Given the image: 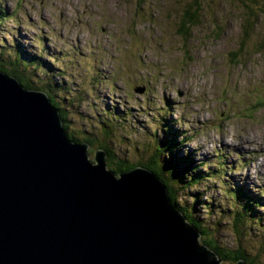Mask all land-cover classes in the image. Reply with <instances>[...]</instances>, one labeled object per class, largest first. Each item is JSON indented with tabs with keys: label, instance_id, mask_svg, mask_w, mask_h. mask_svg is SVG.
<instances>
[{
	"label": "rangeland",
	"instance_id": "obj_1",
	"mask_svg": "<svg viewBox=\"0 0 264 264\" xmlns=\"http://www.w3.org/2000/svg\"><path fill=\"white\" fill-rule=\"evenodd\" d=\"M185 1L0 0L7 13L0 42L19 39L29 52L60 59L54 66L64 76L51 71V79L68 90L55 95L69 112V129L111 131L118 157L140 161L150 155V139L154 151L155 141L174 132L177 157L190 156V171L195 165L205 175L179 199L196 201L194 215L221 246L238 244L264 264V210L257 207L261 224L236 233L232 216L242 200L229 192L236 184L264 203V5L253 6L258 18L249 38L262 50L239 51L244 0H205L212 10L186 42L177 31ZM32 74L40 86L41 71Z\"/></svg>",
	"mask_w": 264,
	"mask_h": 264
},
{
	"label": "water",
	"instance_id": "obj_2",
	"mask_svg": "<svg viewBox=\"0 0 264 264\" xmlns=\"http://www.w3.org/2000/svg\"><path fill=\"white\" fill-rule=\"evenodd\" d=\"M87 146L43 91L0 71V264L221 263L154 172L116 174Z\"/></svg>",
	"mask_w": 264,
	"mask_h": 264
},
{
	"label": "trees",
	"instance_id": "obj_3",
	"mask_svg": "<svg viewBox=\"0 0 264 264\" xmlns=\"http://www.w3.org/2000/svg\"><path fill=\"white\" fill-rule=\"evenodd\" d=\"M239 2H243V0H239ZM259 2L261 1L259 0ZM258 5L264 4H258L255 0H244L243 2L242 6L244 7L243 12L245 17L242 23L240 45L238 47L239 51L243 48H252L257 50H262L263 48L261 43H249V38L255 31L254 27L257 25L256 20L258 18V12L255 8H253V6ZM211 10L212 8L210 9L209 4L206 3L205 0H186L184 2L181 11V21L177 30L182 36L183 41H191V28L197 26L201 17L208 14ZM6 14L7 13L4 9H0V21L6 19ZM11 17H13V15L9 18ZM43 50L44 48H42V51ZM45 56L46 55L41 51L36 53L29 52L19 39L13 40L10 45H6L5 40L1 39L0 71L6 75L14 77L26 89H35L45 92L50 100V104L58 112L64 136L75 143L84 142L89 144L88 152H90L91 159L95 150L101 149L105 152L106 167L109 170H113L116 174L119 172H125L137 166L145 167L154 172L160 179H162L167 187L172 208L177 210L185 218L186 222L190 223L199 232L200 242L211 249L221 262L235 264L238 260H244L246 264H257L256 260L258 256L256 257V260L251 258L246 249L242 248L238 244L234 248L221 246L215 238L216 235L213 233V228L206 224V226L203 225L204 222L202 220H198V218L194 215L193 209H195V200H193L191 205H186L182 199H179V192L181 190L186 189V186L193 185V183H196L197 181H202L201 178H204L205 175L201 176L198 170H196V168L198 169V166L195 165L193 167V171H190L191 169L189 165H191L190 162H192L190 156H184L182 158L177 157L176 151L178 150L180 143L177 142V137L174 132L173 134L175 137H168L169 140H166L165 142L164 140H158V142L155 141L156 144L155 142L154 144L156 148L154 151L152 149L154 146L152 144V140L150 139V142L147 143V153H150V155L145 156L144 158L140 155V161L131 162L125 157H118L117 153L113 150L110 142L112 141L110 138V135H112L111 131L108 132L104 130L101 136H95V134H92L91 132L85 133V131H71L69 129V125H71L68 119L69 112L63 103L61 104L58 101V98L55 95L58 93L64 95L68 90L66 85L64 86L59 82H52L51 79V71L61 73V75L64 76L60 67L56 68L54 66V61L60 59H57L55 56H51L52 59L46 60ZM44 64L46 66H44ZM39 70L42 73L43 80L41 79V81L43 83L39 84L40 86H35L31 82V76H34L32 74L33 71ZM25 74L29 75V77ZM72 101L73 100H70L71 103ZM179 141L181 142L182 140ZM165 151H168L171 155H167L165 162H163L161 160V154H165ZM180 166H182L181 169ZM229 192L232 197L240 198L242 200L232 216L234 231L239 234L238 230L241 229L243 232V226L246 223H251L256 226L261 224L262 216L257 211V207L261 206L264 210V204H262L260 197H255L252 194L247 193L241 186L236 184L230 186Z\"/></svg>",
	"mask_w": 264,
	"mask_h": 264
},
{
	"label": "bare ground",
	"instance_id": "obj_4",
	"mask_svg": "<svg viewBox=\"0 0 264 264\" xmlns=\"http://www.w3.org/2000/svg\"><path fill=\"white\" fill-rule=\"evenodd\" d=\"M71 141V140H70ZM73 142V141H72ZM81 143V142H80ZM83 143V142H82ZM88 146H89V144H88ZM88 146H87V153H88V155H89V158H90V154H89V152H88ZM103 151V150H102ZM94 155V153L92 154V156ZM104 155H105V152H104ZM105 159H106V156H105ZM135 168V167H134ZM131 169H133V168H131ZM131 169H129V170H131ZM113 171V170H112ZM114 172V171H113Z\"/></svg>",
	"mask_w": 264,
	"mask_h": 264
}]
</instances>
